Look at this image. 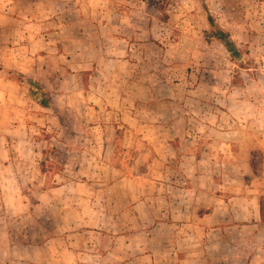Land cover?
I'll return each instance as SVG.
<instances>
[{
	"label": "rangeland",
	"instance_id": "374dc122",
	"mask_svg": "<svg viewBox=\"0 0 264 264\" xmlns=\"http://www.w3.org/2000/svg\"><path fill=\"white\" fill-rule=\"evenodd\" d=\"M164 1L165 11L162 13L151 0H0V7L12 8L7 14L0 12L5 17L0 23V53L1 49L6 54L8 49L19 47L16 43L21 42L18 31L25 21L22 18L33 15L34 8H29L35 7V15L42 20L43 30L50 37L51 45L48 46L64 55L61 62L65 63L67 58L74 66L68 92L60 91L58 95L63 99L57 98L75 103L68 109L67 118L57 117L52 111H36L32 104L27 107V123L31 128L27 133L36 138V142L25 157L16 151L22 145L19 136L23 128L18 127L17 118L24 111L23 100L19 90L9 88L11 84L24 82L17 75L9 77L0 72V98L8 94L13 102L10 108L0 109V118H8L10 138L14 141L11 142L13 157L7 163L8 171L3 174L0 171V180H7L4 184H16L12 198L23 197V193L27 198L24 206L17 200L11 206V214L15 213L14 217L19 218L18 228H40V236L50 239H56L54 234H63L70 226L79 230V223L72 217L69 222L50 220V213L55 214L56 209L50 208L49 199L41 207L36 203L40 202L38 198L44 197L40 192L56 185H74L70 195L75 210L100 209L94 199L111 197L107 187L124 172L118 170L115 173V157L104 153L103 139L116 129L113 119L116 111L112 107L105 109V106L100 110L98 104L101 101L107 105L125 100L146 107L156 101L168 108L164 112L166 117L173 112L198 117L200 111L205 117V113L210 112V107L201 105L204 110H200L193 101L225 112L226 102L245 101L249 105L244 109L232 111H242L248 116L263 112L258 103L264 102V0H204L217 25L225 32L222 27L233 25L236 27L235 37L244 40L234 42L241 52L238 63L230 59L219 42L205 43L209 24L199 0ZM163 14L167 16L166 21H162ZM174 103H186L187 113L183 114L182 108L170 110ZM59 112L66 111L60 109ZM125 127L127 131H134L127 125ZM130 148L125 145L123 150L126 152ZM105 156L111 159L109 163ZM254 159L258 169L260 158L255 156ZM23 163H26L25 169ZM18 184L23 185L18 188ZM24 184H30V188ZM89 198L91 203L88 206L85 200ZM131 217L128 215L126 221L123 219L125 225L130 223L132 226ZM91 219L92 226L101 223L97 215ZM93 230L84 228L81 231L91 232H84L72 241L76 252L73 259L79 264L82 259L96 260L93 257L97 256V248L103 246V242L105 248L112 245L111 242L109 245V238L97 235ZM58 239L64 249L71 241L66 236ZM131 239L123 237L122 246L129 244ZM154 247L156 258L161 259L162 243ZM250 255L258 258L257 264H264V250L258 253L251 250ZM57 256L61 261L69 259L65 252ZM139 256L130 257L123 249L116 259L126 264ZM106 258L114 260L113 254ZM137 264L150 263L139 261ZM174 264L185 263L175 260Z\"/></svg>",
	"mask_w": 264,
	"mask_h": 264
},
{
	"label": "crops",
	"instance_id": "0c3cea01",
	"mask_svg": "<svg viewBox=\"0 0 264 264\" xmlns=\"http://www.w3.org/2000/svg\"><path fill=\"white\" fill-rule=\"evenodd\" d=\"M33 8V15L22 18L25 21L18 31L21 42L16 43L19 47L8 49L6 54L1 49L0 53V72L9 77L16 72L38 82L50 93L52 101V109L43 108L30 99L25 83L9 86L19 90L23 100L24 111L17 118L18 127L23 128L19 136L22 145L16 151L24 157L30 154L36 142V138L27 133L31 130L27 123V107L32 104L36 111H52L57 117L67 118L68 109L75 104L73 100L57 99H63L58 95L60 91L68 92L74 66L67 58L65 63L61 62L64 55L48 46L51 45L50 37L43 30L42 20L35 15L36 8L29 9ZM8 9L12 8L0 7V12L7 14ZM4 18L0 15V23ZM222 28L229 32L233 42L237 41L236 44L244 41L235 37L233 25ZM12 103L10 95L1 96L0 109L10 108ZM193 103L200 110H204L201 105L210 107V112L205 113V117L201 111L198 117L180 116L177 112L166 117L164 112L168 108L156 101L149 103V107L125 100L113 101L108 106L99 102L100 110L105 106V109L112 107L116 111L113 117L116 129L113 127L115 132L103 139L104 153L115 157V173L118 170L124 172L107 187L111 197L94 199L100 209L75 210L70 195L74 185L60 184L40 192L44 197L36 202L41 207L49 199L50 208L56 209L55 214L50 213V220L69 222L72 217L79 223L77 231L70 226L63 234H54L56 239H50L46 235V238L40 236V228H18L19 218L14 217L15 213L11 214V206L16 200L24 206L27 198L24 193L23 197L12 198L16 184H4L7 180L1 179L0 264H79L73 259L76 252L72 241L84 232H91L81 231L84 228L94 229L97 235L103 234L112 245L105 248L103 242V246L97 248V256L93 257L96 260L82 259L80 264H122L116 257L123 249L130 257L140 255L126 264L139 261L174 264L175 260L185 264H257L258 258L251 257L250 252L264 250L261 247L264 246V224L260 211V199L264 196V102L258 103L263 112L251 116L232 111L244 109L249 105L245 101L226 102V112L199 101ZM180 104L174 103L170 110L182 108L186 114L187 104ZM60 109L66 112L61 114ZM2 118L0 171L3 174L7 173V163L13 157L11 142L14 141L10 138L8 118ZM126 125L134 131H127ZM125 145L131 146L130 150L124 152ZM255 156L261 162L258 169L253 161ZM23 166L25 169L26 163ZM125 172L128 174L123 175ZM22 185L18 184V188ZM24 185L30 188V184ZM85 202L89 206L91 199ZM96 215L101 223L92 226L91 217ZM128 215L132 216V226L123 222ZM37 219L41 221L40 217ZM59 236L71 239L65 249L58 241ZM123 237L133 239L123 247ZM159 242L163 246L159 253L161 259L156 258L154 247ZM64 252L69 259L63 262L58 260L57 254ZM110 254L114 256L113 261L106 258Z\"/></svg>",
	"mask_w": 264,
	"mask_h": 264
},
{
	"label": "trees",
	"instance_id": "16d2710c",
	"mask_svg": "<svg viewBox=\"0 0 264 264\" xmlns=\"http://www.w3.org/2000/svg\"><path fill=\"white\" fill-rule=\"evenodd\" d=\"M157 1V2H156ZM202 3V7L205 11L207 16V22L209 24V31L205 32V43L210 45L214 41L219 42L229 54V57L232 61H238L241 58V52L237 48L236 44L231 40L229 34L222 30L216 23L213 14L211 13L208 6L205 4L204 0H199ZM151 3L156 7L157 10L164 13L165 11V4L164 0H151ZM163 20L166 21L167 16L163 14ZM239 65H241L239 63ZM245 68V67H244ZM17 75L19 79L23 80V82L28 86L29 95L31 99L39 104L43 108H51L52 101L50 98V94L36 81L30 80L18 73H14ZM260 211H261V220L264 224V196L260 199Z\"/></svg>",
	"mask_w": 264,
	"mask_h": 264
}]
</instances>
